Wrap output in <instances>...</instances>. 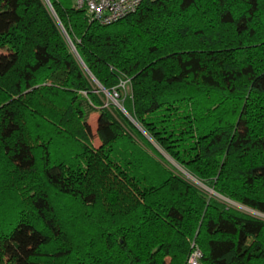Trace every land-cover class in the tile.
I'll return each instance as SVG.
<instances>
[{
    "label": "trees",
    "instance_id": "obj_1",
    "mask_svg": "<svg viewBox=\"0 0 264 264\" xmlns=\"http://www.w3.org/2000/svg\"><path fill=\"white\" fill-rule=\"evenodd\" d=\"M51 2L0 0V264H264V0Z\"/></svg>",
    "mask_w": 264,
    "mask_h": 264
},
{
    "label": "built area",
    "instance_id": "obj_2",
    "mask_svg": "<svg viewBox=\"0 0 264 264\" xmlns=\"http://www.w3.org/2000/svg\"><path fill=\"white\" fill-rule=\"evenodd\" d=\"M145 1L147 0H75L74 6L77 9H84L89 21L110 24L134 13ZM43 2L58 21L50 0H43ZM258 215L264 218V214ZM202 255L200 248L193 243L192 251L185 264H201Z\"/></svg>",
    "mask_w": 264,
    "mask_h": 264
},
{
    "label": "rangeland",
    "instance_id": "obj_3",
    "mask_svg": "<svg viewBox=\"0 0 264 264\" xmlns=\"http://www.w3.org/2000/svg\"><path fill=\"white\" fill-rule=\"evenodd\" d=\"M51 2V0H50ZM74 2L75 0H67L66 4L68 5H74ZM51 5L55 11V14H56V18L58 19V24L60 23L61 24V21L59 20V17L57 15V12L51 2ZM47 7V6H46ZM49 10V8H47ZM50 12V10H49ZM51 13V12H50ZM53 17L54 15L51 14ZM4 54H7V50L5 48H1L0 47V57ZM94 80V79H93ZM95 81V80H94ZM95 83L99 86V83L97 81H95ZM126 90H127V87H126ZM104 93L106 94L108 100L113 103L115 105V101L117 100L119 103H121L118 99V96H111L109 91H106V90H103ZM29 91H24L25 94H27ZM112 94V93H111ZM114 95L116 93H113ZM117 95V94H116ZM98 113H93L91 114L90 118H89V121H88V124H89V137H90V142L92 144V146L96 149H98L100 146H101V140L98 136V128H99V125H98ZM160 152L162 153V155L169 161L170 165L176 170L178 171L179 173H181L187 180H189L191 183L195 184L196 186L198 187H201V188H204V189H207L209 192H214V190L212 189H208L207 187H205L198 179H196L194 176H192L189 172H187L185 169H183L179 164H177L169 155H167L163 150H161L159 147H157Z\"/></svg>",
    "mask_w": 264,
    "mask_h": 264
},
{
    "label": "water",
    "instance_id": "obj_4",
    "mask_svg": "<svg viewBox=\"0 0 264 264\" xmlns=\"http://www.w3.org/2000/svg\"><path fill=\"white\" fill-rule=\"evenodd\" d=\"M59 25L63 28L62 24L59 23ZM73 49L75 50V47H73ZM105 90V89H103ZM107 91V90H106ZM111 96H117L116 94L114 95L113 93L111 94ZM115 105L118 106L131 120L132 122L135 124V126L143 133L146 135L145 131L142 129V127L128 114V112L125 110L124 106L119 103L117 100L115 101Z\"/></svg>",
    "mask_w": 264,
    "mask_h": 264
}]
</instances>
